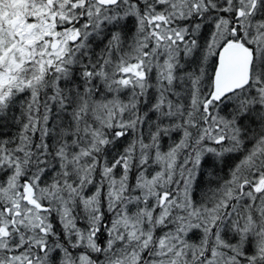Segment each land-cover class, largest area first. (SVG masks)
Segmentation results:
<instances>
[{"label":"snow or ice","instance_id":"6c2138e0","mask_svg":"<svg viewBox=\"0 0 264 264\" xmlns=\"http://www.w3.org/2000/svg\"><path fill=\"white\" fill-rule=\"evenodd\" d=\"M0 264H264V0H0Z\"/></svg>","mask_w":264,"mask_h":264}]
</instances>
